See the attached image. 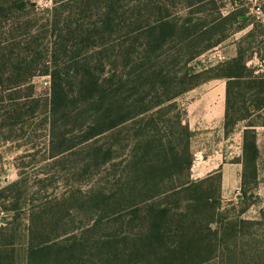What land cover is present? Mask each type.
<instances>
[{"label":"trees","instance_id":"16d2710c","mask_svg":"<svg viewBox=\"0 0 264 264\" xmlns=\"http://www.w3.org/2000/svg\"><path fill=\"white\" fill-rule=\"evenodd\" d=\"M183 1L187 7L194 2L199 6L204 3L215 6L213 0ZM125 2L132 0H52L50 9L46 10L48 18L37 32L44 31L41 34L46 38V44L41 34L32 36L33 25H27L20 42L9 48H0V129L11 125L12 114L17 115L18 107L22 105L11 98L14 92L27 87L34 76V68L44 64L52 83L51 112L56 114L67 104L75 110L76 105L83 107L84 119L79 123L73 117L76 119L74 123L80 124L78 128H82L77 131L79 137L83 142L104 140L101 146L91 148L89 157V163L92 162L95 168L102 166L105 173V186L96 201L102 208L93 206L103 215L86 228L84 236H74L67 240L68 244L59 246L61 243L53 240L28 245L26 264H263L261 251L254 249L250 254L239 253L236 251V239L218 238L219 229L214 227L213 217L215 210L221 207L220 175L192 180V158L183 165L170 141L164 148L156 135L153 138L149 136L147 127L156 129L152 121L149 122L151 126H138L148 113L170 107L184 93L211 80L226 82L224 129L227 133L239 121L231 116L234 88L244 87L258 100L256 108L254 106L251 112L246 113L244 119L263 112L264 75L257 76L254 74L257 69L247 67L249 59H245L241 51L237 50L236 56L226 63L199 71L188 66L189 62L218 47L230 35L246 29L249 19L245 11L235 8L223 15V7L218 6L212 21L191 29L179 25L176 20L158 21L153 29L147 31L148 40L161 48L165 38V44L177 42L174 47L185 45L188 51V58L182 62L183 77H177V73L165 77L160 72L155 73L156 66L140 71L135 69V31L129 21H119L117 17ZM8 10L34 13L35 8L30 0H0V14ZM232 21L237 28L227 30L226 26ZM215 33V41L203 46L196 43L206 35L209 38L215 36ZM246 37L253 38L254 29ZM14 49L22 50V54L14 57ZM43 49L49 53V65H45L48 62L40 57ZM109 50L112 55L103 59V51ZM115 50L118 54L113 55ZM65 58L72 59L81 69L76 79L77 99L70 93L68 78L61 73L64 69L60 64ZM118 59L122 61L119 69L116 67ZM9 62L17 64L11 78L3 79ZM219 70L222 74H215ZM4 94H8L12 104L4 103L7 102ZM57 122L53 119V128H57ZM177 126L188 139L190 132L180 118ZM255 126L264 127V122L247 125L250 128ZM127 127L135 134L131 139H123L126 142L124 146L133 155H126L115 164V148L120 149L123 143L122 139L113 142L112 137ZM145 136H149L150 141H146ZM140 149L145 153L138 158L136 151ZM256 158L255 133L247 129L243 137L242 187L246 182H250L252 187L255 185ZM121 164L125 171H131L126 183H123V178L116 182L114 174H111ZM165 184L171 185L161 189ZM244 223L259 225L258 221ZM250 242L251 245L256 244L255 240ZM9 246L0 245V264H16L14 247Z\"/></svg>","mask_w":264,"mask_h":264},{"label":"rangeland","instance_id":"374dc122","mask_svg":"<svg viewBox=\"0 0 264 264\" xmlns=\"http://www.w3.org/2000/svg\"><path fill=\"white\" fill-rule=\"evenodd\" d=\"M51 2L52 0H30V4L35 8L34 13L8 10L0 14V44L4 43L0 48H9L20 42L27 25H33L32 36L44 34V31L37 32L39 26L48 18L46 10L50 9ZM213 2L215 6L208 3L199 6L194 2L190 7H187L183 0L125 2L117 17L119 21H129L135 31L136 40L133 47L135 69L140 71L145 67L156 66L155 73L160 72L165 77L177 73V77H183L182 62L188 58L187 47L185 45L174 47L177 42H174V45L165 44L164 38L160 48L159 45L148 40L147 31L153 29L155 24L162 20L167 22L176 20L179 25L187 26L189 29L193 26L197 27L198 24L204 25L216 17L215 8L222 6L223 15L233 12L235 8L245 11L249 19L247 24L250 26L233 36L230 35L218 47L204 52L189 62L188 66L193 71H199L209 66L220 65L233 59L239 50L245 59L252 58L247 67L261 70L254 73L257 76L264 75V64L260 61L264 57V0L236 2L213 0ZM254 6L260 7V14H252ZM187 21L190 23L186 24ZM234 24L235 22L232 21L226 29H236ZM253 29L254 37H246V34ZM216 35L215 33V36L211 35L210 38L206 35L196 43L201 46L206 45L212 40L215 41ZM43 42L46 44L44 36ZM116 51L113 55L118 54ZM21 54L22 50H13L14 57ZM110 55H112L110 50L103 51V59ZM40 57L45 63L48 62L45 65H49V53L46 49L42 50ZM121 63V59H118L116 62L118 69ZM16 64L9 62L3 79L11 78ZM60 65L64 69L62 75L69 80L67 86L72 89L70 93L77 99L78 80L76 79L79 78L81 69L72 59L65 58ZM34 69V76L28 86L20 91L17 90V93L14 92L11 97L22 104L18 107V114L13 113L11 116L9 123L13 126L0 129V245L7 244L10 245L9 247H14L16 264H26L28 245L53 240L61 243L59 246L68 244L67 240L70 238L84 236L86 228L103 215L99 210L102 207L97 206L96 201L105 186L103 183L105 173L102 166L93 167V163H89V157L91 148L101 146L104 140L83 142L84 140L79 137L80 133L77 131L82 128H78L80 124L79 126L75 124L76 119L73 117H76L80 123L84 119L83 107L76 105L75 110L71 104H67L56 114L51 112L52 83L50 76L46 74L49 70L44 64ZM215 74L219 75L222 72L219 70ZM187 86L188 83L185 87ZM233 94L235 95L231 101V116L239 120L237 122L239 127L248 123L264 122V110L248 119L243 118L258 103L252 92L244 87H238L234 88ZM238 94L242 96L237 97ZM7 95H3L7 101L4 103H11ZM183 109L184 102L178 98L170 107L148 113L138 126L142 128L151 126L149 122L152 121L156 129L151 128L152 126L149 127L151 129L147 127V134L152 138L156 135L164 148L167 141H170L184 165L188 158L193 159V149L190 135L187 139L185 132L177 126L179 118L183 121ZM15 118L18 120H14ZM53 119L58 121L57 128L52 127ZM258 131L260 150L257 188L252 190L250 182H246L245 187L237 192V197L233 196L230 201L221 200V207L215 210L213 217L214 227L219 229L218 238L236 239L238 247L236 251L239 253L250 254L257 249L264 254V129L259 128ZM118 134L112 137L113 142L122 139L123 145L120 149L115 148V164L120 163L126 155H133L128 152L129 149L126 150L124 140L131 139L135 132L127 127ZM149 136H145L144 139L150 141ZM133 151L135 152V149ZM144 153L142 149L137 150L136 156L141 158ZM123 167L124 165L121 164L111 171L116 182L123 178V183H126L131 174L130 169L125 171ZM247 180L249 181L250 178L248 177ZM176 183L177 181L174 182ZM169 185L171 184H165L161 189L165 190ZM93 206L99 209L94 210ZM246 221H258L259 225H247L244 223ZM251 240H255L256 244L251 245ZM262 263L264 264V258Z\"/></svg>","mask_w":264,"mask_h":264},{"label":"crops","instance_id":"0c3cea01","mask_svg":"<svg viewBox=\"0 0 264 264\" xmlns=\"http://www.w3.org/2000/svg\"><path fill=\"white\" fill-rule=\"evenodd\" d=\"M250 60L252 58L247 60V65ZM260 61L264 64V57ZM257 72H261V70ZM179 99L184 102L183 124L190 132L193 149L191 179L202 180L219 174L221 200L230 201L233 196L237 197V192L242 188L244 131L251 129L255 133L257 149L256 177L252 190L256 189L259 184L260 133L258 130L259 128L264 129V127L250 128L247 127L248 124L239 127L237 124L232 131L228 133L225 131V80H211L203 83L184 93Z\"/></svg>","mask_w":264,"mask_h":264},{"label":"built area","instance_id":"2783aa9c","mask_svg":"<svg viewBox=\"0 0 264 264\" xmlns=\"http://www.w3.org/2000/svg\"><path fill=\"white\" fill-rule=\"evenodd\" d=\"M252 12H253V14H255V15L260 14V13H261L260 7H259V6H254V7H252Z\"/></svg>","mask_w":264,"mask_h":264}]
</instances>
